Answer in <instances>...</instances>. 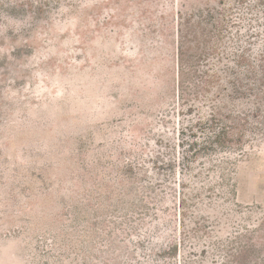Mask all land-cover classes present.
Returning <instances> with one entry per match:
<instances>
[{"label":"rangeland","instance_id":"1","mask_svg":"<svg viewBox=\"0 0 264 264\" xmlns=\"http://www.w3.org/2000/svg\"><path fill=\"white\" fill-rule=\"evenodd\" d=\"M262 61L264 0H0V264H264Z\"/></svg>","mask_w":264,"mask_h":264},{"label":"trees","instance_id":"2","mask_svg":"<svg viewBox=\"0 0 264 264\" xmlns=\"http://www.w3.org/2000/svg\"><path fill=\"white\" fill-rule=\"evenodd\" d=\"M181 21L178 23V28H177V46H176V78H175V96H176V103L179 102V100L181 99V94L184 91L185 86L187 87V85H185L187 83V81H185V76H187L190 72H193L195 75V78L197 77L198 74V70L196 69V65L193 66L192 68L190 67L191 64H189L187 57L185 56V50H184V45L185 42L187 41V34H188V21L187 18H180ZM199 55V54H198ZM200 56V55H199ZM244 60V57L241 55L238 57V63H241ZM258 66H260L261 69V76L259 78H257V81H262V79H264V62L262 61V64H258ZM201 80V79H200ZM197 84L194 83V86H196ZM209 123H211V127H213V125H215L216 123H222L219 128L217 129V131L213 130V135L210 136L207 140L208 144H217V145H224L227 141H230V138L228 136V131H227V126L218 118L214 117L212 114H210L209 117ZM233 129H236V141L240 142V139L242 138V135H244V129H245V125L238 123V122H234L233 125ZM237 142V143H238ZM179 202V206H178V213H179V218H178V224H177V228H179L180 223H181V219L180 216L182 215L183 212V206L181 205L183 202V199L179 197L178 199ZM176 226V225H175ZM257 226V225H256ZM149 227V226H147ZM154 227V226H152ZM249 231H252L253 236H257L258 231L256 229H251ZM165 232H159V234L156 236H153L154 238H151V241H159L160 239L165 238L166 236ZM153 243V242H152ZM156 243V242H154ZM251 247L254 246L253 244L250 245ZM171 249V248H169ZM254 250V249H251ZM247 252L248 250L245 249V246L241 247L239 252ZM129 255V252L126 253L127 258ZM127 264V263H126ZM141 264V263H138ZM142 264H149V262H143ZM257 264V263H256Z\"/></svg>","mask_w":264,"mask_h":264}]
</instances>
